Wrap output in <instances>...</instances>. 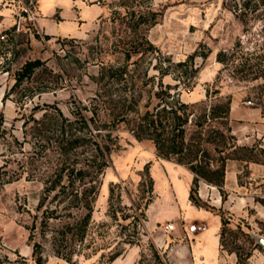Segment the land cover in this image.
Returning <instances> with one entry per match:
<instances>
[{
  "label": "rangeland",
  "instance_id": "obj_1",
  "mask_svg": "<svg viewBox=\"0 0 264 264\" xmlns=\"http://www.w3.org/2000/svg\"><path fill=\"white\" fill-rule=\"evenodd\" d=\"M20 11L28 30L12 34ZM0 13V81L3 100L11 103L4 110L10 118L0 127V264H32L34 242L44 264H111V255L120 252V258L128 248L137 251L134 264H264V116L253 106L264 77L236 80L241 73L231 65L264 63L260 0H0ZM219 51L227 64L216 62ZM34 60L42 65L11 89L14 74ZM114 70L124 71L123 83L110 80ZM123 98L138 115L175 101L187 104L185 141L200 139L204 160L223 166L222 186L202 179L194 186L187 165L157 157L150 140H136L127 122L115 116ZM228 100L229 111L238 105L248 113L246 120L231 119L229 112L226 119L195 125L203 111ZM94 110L98 130L91 126L92 133L110 152L92 183L90 219L78 242L72 234H58L63 222L77 233L82 211L67 198L74 187L54 199L58 188L44 190L75 164L91 172L84 161L92 150L85 146L63 156L45 140L56 111L73 121L76 113L89 117ZM251 146L248 154L243 147ZM148 176L151 192L140 185ZM193 187L197 207L187 203ZM181 222L204 223L207 231L195 233L194 242L175 238L170 224ZM187 241L192 258L183 262L173 250ZM56 249L70 259L56 256Z\"/></svg>",
  "mask_w": 264,
  "mask_h": 264
},
{
  "label": "trees",
  "instance_id": "obj_2",
  "mask_svg": "<svg viewBox=\"0 0 264 264\" xmlns=\"http://www.w3.org/2000/svg\"><path fill=\"white\" fill-rule=\"evenodd\" d=\"M261 4L264 5V0H260ZM12 31V29H11ZM216 62L220 64H227L226 55L224 52L219 51L216 54ZM42 63L39 60L27 61L25 62L19 71L14 74V84L11 89L17 88L21 82L30 75L33 74V71L40 67ZM234 70L238 73H241V77H233L236 80H247L253 81L264 77V63H255L250 64L245 60L241 64H234ZM239 66V67H238ZM238 67V68H237ZM124 71L117 72L114 70L109 74L110 80L113 82H122ZM244 78V79H243ZM259 94L257 96V102L253 104L260 109L262 115L264 116V86L260 88ZM6 94H4V98ZM127 98V97H126ZM126 98L119 99L116 103L120 104L119 112L116 117L120 118L121 122H127L129 126V131L138 141L140 140H150L153 143L157 157L170 160L174 159L175 163L179 165H187L189 170L194 175L193 185L195 186L199 179L206 181L214 186L221 187L224 180V169L222 167H211L210 163L204 160V150L200 149L199 141H185V126L188 122V116L191 111L188 109L187 104H181L175 101V103H169L168 107L162 106L160 109L154 111H146L142 115H138V112L133 107L132 101L127 103ZM229 104L228 100L222 107H210L209 110L203 111V113L197 118L199 122L196 121V126H201L203 122H206L209 119L222 118L226 119L229 113ZM97 111H92L91 115H82L76 113L74 115V120L70 121L67 118L62 117L59 111H56L54 122H50L54 128L51 130L50 136L46 137L45 141L52 140L54 144L52 145L55 150L58 151L60 155L69 156L72 151H77L79 148L85 146L90 147L92 152L89 154L88 158L85 159L84 165L90 168L92 171L86 173L81 168H76V164L70 169H66L65 173H60L55 175V178L50 182L49 187H45V193L49 194L57 189V194L53 197L56 198L58 195L64 194V189L66 187H71L75 189L66 195V197L72 200L75 204H79L78 209L82 212L79 216L78 221H76V231L77 233H72V228L68 223H62L59 230V235L61 237H67L69 234H72V237L75 236L78 242H81L85 235V229L89 223L91 206L90 201L88 200L90 194L94 191V185L92 183L97 181L98 176L103 172L107 167V162L105 160L106 156L110 152L107 145L98 142L97 135L98 133H92L91 128L94 127L98 130V126L94 125L93 114L97 115ZM130 114H134L131 119H126ZM54 118V117H53ZM51 119V118H50ZM123 122V123H124ZM165 122V123H164ZM4 123L3 114L0 112V127ZM92 126V127H91ZM47 131V129H46ZM87 135V136H86ZM220 137L223 136L220 134ZM193 144V145H192ZM50 145V146H51ZM196 146L195 151H192L190 147ZM248 154H252L255 149V146L243 147ZM188 155H191L190 157ZM250 161L256 162L254 157L250 155ZM94 171V172H93ZM53 176V175H52ZM49 176L48 178H52ZM67 182L66 185L62 184V180ZM87 178V179H86ZM10 182V179L5 180L3 183ZM47 182V181H46ZM141 186H145L147 191H152V181L148 176L147 182L144 180L140 183ZM80 188V189H79ZM194 187L190 189L188 199L192 206L197 207V202L193 199ZM113 195V188H109V199L111 200ZM63 196V195H62ZM151 202V197L146 200L144 208ZM51 217V216H50ZM49 218V217H47ZM225 222L222 221V232L224 230ZM222 234H220L221 238ZM153 255L157 257L156 251L152 249ZM56 256H59L65 260H69L70 257L66 256L59 250H54ZM121 255L120 252L114 253L108 258V263H111L113 260L118 258ZM31 262L32 264H44V260L41 255V248L38 243L32 244L31 250Z\"/></svg>",
  "mask_w": 264,
  "mask_h": 264
},
{
  "label": "crops",
  "instance_id": "obj_3",
  "mask_svg": "<svg viewBox=\"0 0 264 264\" xmlns=\"http://www.w3.org/2000/svg\"><path fill=\"white\" fill-rule=\"evenodd\" d=\"M94 1H96V0H94ZM97 7H98V11H99V13L97 14V16H98L101 12V9L99 6H97ZM0 14H1L0 16L3 17L2 13H0ZM2 21H4V19ZM1 26H6L5 21L2 22ZM4 94H5V84L3 81H0V112L3 114L4 121H8L10 118V115L4 114V110H9L11 103L3 100ZM229 112H230V118L234 119V120H246V115H248V113H246V111L241 110L240 107H238V105H233V104L230 106ZM236 129H235V131L233 130L234 134H237ZM166 163H167V161H166ZM190 176L192 178L191 174H190ZM187 203L192 207V205L190 204L188 199H187ZM164 220H167V219H164ZM182 223H183L184 229L181 227ZM170 225H171L170 226L171 229H169L168 232L173 237L181 238L182 236H184V237H187L188 240L191 239L193 242L195 241L194 239H196L197 235L196 234H190V233L186 232V227L189 224H185L184 222H181V224L178 226H176L175 224L172 225V223ZM204 226H205V230L202 232L207 231V226L205 224H204ZM217 233H218V231H217ZM217 233L214 235V240H215V247H216L215 250H217V252H218L219 246H218V234ZM164 240H166V233H164V235H163V243L162 244L165 243ZM190 247H191V245H190V243H188V241L187 242H180V243L174 245L173 255L176 254L178 259H182L184 262L187 260V258L189 256H190L189 258H192V255H191L192 252L190 250ZM136 255H137V251L135 248H128L127 251H125L123 256H121L120 258H116L111 264H134L135 259H136ZM203 255L204 254H203V250H202L198 254L199 262H201V260L204 261Z\"/></svg>",
  "mask_w": 264,
  "mask_h": 264
},
{
  "label": "built area",
  "instance_id": "obj_4",
  "mask_svg": "<svg viewBox=\"0 0 264 264\" xmlns=\"http://www.w3.org/2000/svg\"><path fill=\"white\" fill-rule=\"evenodd\" d=\"M23 12V13H22ZM25 14L24 11H20L18 13H15V20L13 22V26H12V34H21V33H26L28 28L24 29V24L26 22V16L23 15ZM29 21H31L30 18H28ZM26 30V31H25ZM205 230V226L204 224L201 225H196V224H189L186 227V232L190 233V234H195L197 232H202Z\"/></svg>",
  "mask_w": 264,
  "mask_h": 264
}]
</instances>
